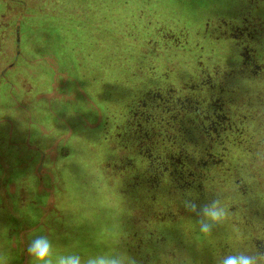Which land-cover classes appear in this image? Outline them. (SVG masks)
<instances>
[{
    "label": "rangeland",
    "instance_id": "374dc122",
    "mask_svg": "<svg viewBox=\"0 0 264 264\" xmlns=\"http://www.w3.org/2000/svg\"><path fill=\"white\" fill-rule=\"evenodd\" d=\"M240 44L264 62V0H0L6 264H33L25 250L38 235L82 264L99 255L123 264H221L240 252L264 264L256 248L264 241V68L253 75L233 66ZM199 64L234 70L232 118L250 144L205 169L211 181L195 183L212 186L180 204L166 177L155 187L132 182L144 161L123 134L125 112L144 87L175 85ZM182 131L194 149L189 127ZM214 201L224 211L216 223L201 211ZM137 243L139 251L126 247Z\"/></svg>",
    "mask_w": 264,
    "mask_h": 264
},
{
    "label": "flooded vegetation",
    "instance_id": "af4514ba",
    "mask_svg": "<svg viewBox=\"0 0 264 264\" xmlns=\"http://www.w3.org/2000/svg\"><path fill=\"white\" fill-rule=\"evenodd\" d=\"M232 36L236 38L237 34ZM256 55L252 45L240 44L238 59L232 65L258 75L264 62H258ZM196 69L192 75L188 74L191 77L184 76L175 85L166 82L144 87L143 97L127 105L125 112L128 127L123 134L144 161L143 169L134 167L132 182L155 187L166 177L171 184L170 194L176 195L180 204L192 202L202 188L208 190L212 186L195 183L196 179L211 181L213 173L205 169L218 165L225 154L234 155L242 142L250 144L243 138L240 120L232 118L236 113L232 102L237 89L227 77H232L234 70L219 72L215 67L210 71L201 64ZM183 127H189L194 149L187 148L189 140L181 135ZM176 140L181 145L172 149ZM249 151L248 148L246 152ZM191 153L194 155L189 164L186 160ZM175 205H179L178 201ZM256 248L264 253V241L256 242Z\"/></svg>",
    "mask_w": 264,
    "mask_h": 264
},
{
    "label": "clouds",
    "instance_id": "9594fccd",
    "mask_svg": "<svg viewBox=\"0 0 264 264\" xmlns=\"http://www.w3.org/2000/svg\"><path fill=\"white\" fill-rule=\"evenodd\" d=\"M195 210V206H193ZM204 217L209 221L219 222L224 216L222 208L218 207V202L205 205L201 209ZM202 231L208 232L207 225L202 226ZM26 254L33 261V264H82L78 254H58L48 235H38L31 239L26 247ZM259 260L264 262V253H259ZM0 264H6V257L0 254ZM86 264H123L121 259L108 255H99L87 259ZM221 264H258L257 257L244 252L226 255Z\"/></svg>",
    "mask_w": 264,
    "mask_h": 264
},
{
    "label": "trees",
    "instance_id": "16d2710c",
    "mask_svg": "<svg viewBox=\"0 0 264 264\" xmlns=\"http://www.w3.org/2000/svg\"><path fill=\"white\" fill-rule=\"evenodd\" d=\"M152 238H153V237H152ZM152 238H151V239H152ZM145 241H149V240L147 239V240H145ZM142 243H145V242H144L143 240H141V241H140V245H141ZM140 245H138V243H137L136 246H135L134 248H128V246H126V247H127L128 250L139 251V248H140L139 246H140ZM171 256H173V255H171Z\"/></svg>",
    "mask_w": 264,
    "mask_h": 264
}]
</instances>
